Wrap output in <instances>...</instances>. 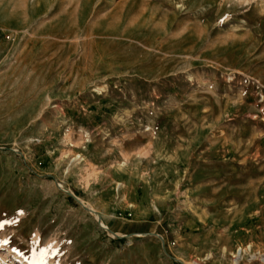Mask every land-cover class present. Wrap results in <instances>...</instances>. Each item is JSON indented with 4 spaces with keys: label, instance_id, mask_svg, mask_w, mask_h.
<instances>
[{
    "label": "rangeland",
    "instance_id": "obj_1",
    "mask_svg": "<svg viewBox=\"0 0 264 264\" xmlns=\"http://www.w3.org/2000/svg\"><path fill=\"white\" fill-rule=\"evenodd\" d=\"M0 223V264H264V0H0Z\"/></svg>",
    "mask_w": 264,
    "mask_h": 264
},
{
    "label": "built area",
    "instance_id": "obj_2",
    "mask_svg": "<svg viewBox=\"0 0 264 264\" xmlns=\"http://www.w3.org/2000/svg\"><path fill=\"white\" fill-rule=\"evenodd\" d=\"M245 248H238L236 251V254L234 255V259L237 261V259H240L242 257V254L245 252Z\"/></svg>",
    "mask_w": 264,
    "mask_h": 264
},
{
    "label": "snow or ice",
    "instance_id": "obj_3",
    "mask_svg": "<svg viewBox=\"0 0 264 264\" xmlns=\"http://www.w3.org/2000/svg\"><path fill=\"white\" fill-rule=\"evenodd\" d=\"M5 223H7V222H5ZM3 226H4V224L0 223V228H2ZM5 243H7V242H5Z\"/></svg>",
    "mask_w": 264,
    "mask_h": 264
}]
</instances>
